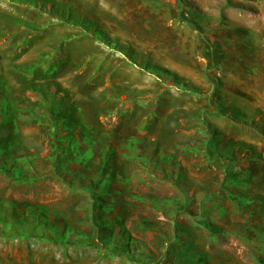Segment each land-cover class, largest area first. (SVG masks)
<instances>
[{"label":"rangeland","instance_id":"rangeland-1","mask_svg":"<svg viewBox=\"0 0 264 264\" xmlns=\"http://www.w3.org/2000/svg\"><path fill=\"white\" fill-rule=\"evenodd\" d=\"M0 264H264V0H0Z\"/></svg>","mask_w":264,"mask_h":264},{"label":"trees","instance_id":"trees-1","mask_svg":"<svg viewBox=\"0 0 264 264\" xmlns=\"http://www.w3.org/2000/svg\"><path fill=\"white\" fill-rule=\"evenodd\" d=\"M94 33H95V34H99V33H98V31H97V32H96V31H94ZM2 110H7V105L3 106V107H2ZM223 180H224V181H226V180H228V179H226V178L224 177V179H223ZM231 181H232L233 183H235V182H236V180H235V179H233V180H231ZM227 185H228V184H227L226 182H224V184H223V187H227ZM238 199H239V198H238ZM238 199H237V200H238ZM241 199H242V198H241Z\"/></svg>","mask_w":264,"mask_h":264},{"label":"bare ground","instance_id":"bare-ground-1","mask_svg":"<svg viewBox=\"0 0 264 264\" xmlns=\"http://www.w3.org/2000/svg\"><path fill=\"white\" fill-rule=\"evenodd\" d=\"M249 21V20H248ZM256 22V20H254V19H251L250 21H249V24H254ZM258 22V21H257ZM256 24V23H255Z\"/></svg>","mask_w":264,"mask_h":264}]
</instances>
